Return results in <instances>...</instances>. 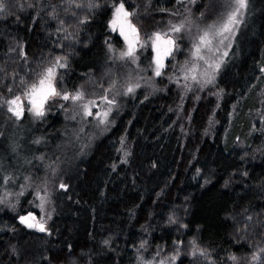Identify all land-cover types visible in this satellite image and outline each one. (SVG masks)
<instances>
[{
    "label": "trees",
    "instance_id": "trees-1",
    "mask_svg": "<svg viewBox=\"0 0 264 264\" xmlns=\"http://www.w3.org/2000/svg\"><path fill=\"white\" fill-rule=\"evenodd\" d=\"M4 2L0 104L56 57L66 62L58 91L84 95L49 99L42 117L0 106V264H134L142 243L149 255L178 251L176 264H264V133L252 131L264 117V0H248L215 85L184 96L170 64L154 87L113 90L137 81L109 27L113 5L143 35L183 24L181 59L229 0ZM104 95L106 122L82 119ZM39 191L44 232L18 219ZM193 243L207 255L193 256Z\"/></svg>",
    "mask_w": 264,
    "mask_h": 264
},
{
    "label": "snow or ice",
    "instance_id": "snow-or-ice-1",
    "mask_svg": "<svg viewBox=\"0 0 264 264\" xmlns=\"http://www.w3.org/2000/svg\"><path fill=\"white\" fill-rule=\"evenodd\" d=\"M77 6L79 7L80 5ZM92 6L94 5H89V7ZM247 6H248V0H229V7L231 10L224 15L222 22L218 26L209 25V29L207 31H204L203 34L199 36L198 42L193 43L192 56L196 60H204L205 63H207L205 56L201 54V50L206 48L209 52H211L213 50L212 48L213 41L217 37H220L221 44H223L225 40L229 39V35L234 32L235 26L241 22L240 17L243 16L244 11L247 9ZM5 8H6V4L4 0H0V12L4 11ZM113 8H114L113 17L110 22L113 27V31L119 28L120 35L124 36L128 44L127 50L120 53V58L121 59L128 58L133 63H135L136 45L140 44V40H139V32L136 26L133 25L131 21L128 19L132 15V13L125 11V6L123 3L113 5ZM183 27H184L183 24L179 26H173L171 31L179 33L181 32ZM125 28L128 29L127 32L125 31ZM149 42L151 44L153 51L156 54L154 57V62L156 65L155 75L159 76L162 74L161 69L164 67L163 60L166 57L171 56L173 51L178 47V45L176 40L168 36L167 33H161V32H154L151 35H149L144 43H149ZM140 46L143 47L144 44H140ZM109 47L111 48V46ZM224 55H227V53H224ZM60 60L61 58L57 57L56 62L54 64H52L49 67H46L41 73L38 74V79L35 82L26 86V89L24 91V97L27 99V102L30 105L28 111L32 112L37 117H42L45 114L44 105L48 102L49 99L53 97H61L64 100L71 99L73 101H79L83 98L84 94L81 91H77L75 94L70 95L67 92L61 94V92L57 90L55 84L57 79L56 69L57 67L59 68L66 67V64L60 63ZM209 67H211V65H209ZM215 67L218 68L219 65L217 64ZM195 68L196 65L193 64L191 68L186 69L185 79L189 78L187 73L195 72ZM191 79L196 80L197 79L196 75H192ZM207 82L210 83L211 80H208ZM138 86L139 85H137V87ZM11 91L12 89H9V92ZM133 91H134L133 87H128L127 89L128 93H131ZM103 99L107 101L108 104L114 103V101L108 100L107 96L103 97ZM89 104H95V101H90ZM89 104L83 105L86 116L93 115L89 107ZM3 105H7L8 111L11 112L17 118L22 116L24 111V101L22 100L21 96H15L14 99L11 100H4L2 104H0V106ZM109 111H111V109H109ZM108 114H109L108 111L103 112L102 114L100 112L95 113L96 117L99 118L100 123L106 122ZM39 142H40L39 140L36 141V143ZM8 179H9L8 177H4L5 182H7ZM60 187L64 188L65 185L61 184ZM30 219H35L34 217H32L31 213H29L27 217L25 216L20 217L21 222L25 223L27 227L36 228L41 232L46 231V228L42 223L40 222L30 223L29 222ZM140 247L143 248L144 244L142 243ZM193 249H194L192 252L193 256L197 254L207 255L205 250L196 247L194 243H193ZM175 258L176 257H172L173 260H175ZM231 259L235 260L236 257H231ZM253 259L259 260V257L254 255ZM160 264H163V261H161Z\"/></svg>",
    "mask_w": 264,
    "mask_h": 264
},
{
    "label": "rangeland",
    "instance_id": "rangeland-1",
    "mask_svg": "<svg viewBox=\"0 0 264 264\" xmlns=\"http://www.w3.org/2000/svg\"><path fill=\"white\" fill-rule=\"evenodd\" d=\"M230 10L231 9H229V11ZM113 11H114V8L112 10L111 17L109 20V27H110L112 32L116 33L120 37V39H121V51L120 52H123V51L127 50L128 44H127V41L125 40L124 36L120 35L119 28H117V30L113 31V27L110 23L112 20V17H113ZM125 11H127L126 8H125ZM128 19L131 21V23L133 25L136 26V28L139 32L140 44H144V46L141 47L140 44L136 45L135 63H133L128 58H124V59H127L131 62L132 68H133L132 72L134 73L135 79L137 81L135 84L129 83V84H125V85L123 82H121L116 87V89H113L119 95H123V94L127 95L128 94V92H127L128 87H133L134 89L137 87V85L154 87L156 80L159 77H161V75H162V74L159 76L155 75L156 65L154 62V57L156 54L153 51L150 42L144 43L147 40V37L149 35H151L152 33H149L147 35H143L141 33L140 27L132 21L131 17H129ZM222 19L215 22V23L200 24L198 27L197 34L194 36V38L192 40V45H193V43L198 42L199 36L202 35L204 31H207L209 29V25L218 26L222 22ZM240 19H241V17H240ZM237 26L238 25L235 26L234 32L232 34H230V35L226 34V35H229V39L225 40L223 42V44L220 43V37H217L213 41V45H212L213 50L211 52H209L206 48L201 50V54L205 56L207 63H205L204 60H196L192 56V51H193L192 45H191L189 52L187 54H185L184 56H182L181 59H178L177 58L178 47H177L173 51L171 56L166 57L163 60L164 67L161 69V73L163 72L164 68H166V66L168 64H170V67L172 68V73H171V76L168 77L167 80H168V82L174 83L180 89L182 96H184L189 90H192L194 88L204 89L208 86L209 87L214 86L215 82H216L218 71L221 68V66L223 65L226 57L228 56L230 48L233 44L234 35L236 33ZM125 31L127 32L128 29L125 28ZM161 33H167L168 36H170L172 39L175 40V38L173 36V32L171 31V29L164 31V32H161ZM224 53H227V55H224ZM56 58L47 67L54 64L56 62ZM60 63L66 64V62L63 59L60 60ZM193 64L196 65L195 72L194 73H187L189 78L185 79L186 69L191 68L193 66ZM217 64L219 65L218 68L215 67ZM209 65H211V67H209ZM65 68L66 67H64V68L57 67V69H56V73H57V79L55 82L56 88H57V82L61 78L62 72L65 70ZM205 73H206V75H205ZM192 75H196L197 79L192 80L191 79ZM208 80H211V82L208 83L207 82ZM25 89H26V87H25ZM25 89H24V91H25ZM57 90H58V88H57ZM24 91L19 93V94L12 96L11 98H9L7 100L14 99L15 96H21L22 100L24 101L23 114L28 113L32 116H35L32 112L28 111V108L30 107V105L28 104L27 99L24 97ZM103 97H105V95L102 96V98H100L101 100L95 102V104L86 103V104H89V107L93 113L92 116H86L84 108H83V106H81L80 112H81L82 119H86L87 117H90V118H92V120H96L98 123H100V120L98 117H96L95 113L100 112L102 114L103 112L108 111L109 114H108L107 119L111 116V111H109V109H112L111 108L112 104H108L107 101H105L103 99ZM53 98H55V97H53ZM108 100L114 101L113 99H108ZM254 130L257 132H260V133H264V117H263L262 111H257V113L255 115V118L253 121L252 131H254ZM34 198L35 199L33 200V206L35 208V211H31L29 213H31L32 217H34L35 219H30L29 222L30 223L40 222L45 227L44 220H46L49 216V214L47 213V210H46L47 209L46 197L44 196L42 191H39V193L35 194ZM41 205H42V207H41ZM29 213L23 214L21 216L27 217L29 215ZM21 216H19V218H18L19 222L21 224H23L25 227H27V225L25 223L21 222V220H20ZM27 228H29V227H27ZM29 229L38 230L36 228H29ZM146 251L147 250H146L145 246L143 248L140 247L137 250V254H136L134 264H160L161 261H163V264H176V262L178 260V255H179L178 251L171 254V255H166V254L158 253V252L149 255ZM172 257H176L175 260H173Z\"/></svg>",
    "mask_w": 264,
    "mask_h": 264
},
{
    "label": "water",
    "instance_id": "water-1",
    "mask_svg": "<svg viewBox=\"0 0 264 264\" xmlns=\"http://www.w3.org/2000/svg\"><path fill=\"white\" fill-rule=\"evenodd\" d=\"M44 232V231H43Z\"/></svg>",
    "mask_w": 264,
    "mask_h": 264
}]
</instances>
